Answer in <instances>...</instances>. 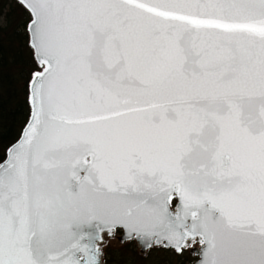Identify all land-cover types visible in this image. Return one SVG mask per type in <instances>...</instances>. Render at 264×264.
I'll use <instances>...</instances> for the list:
<instances>
[{
  "label": "snow or ice",
  "instance_id": "snow-or-ice-1",
  "mask_svg": "<svg viewBox=\"0 0 264 264\" xmlns=\"http://www.w3.org/2000/svg\"><path fill=\"white\" fill-rule=\"evenodd\" d=\"M16 2L0 264H109L114 242L264 264V0Z\"/></svg>",
  "mask_w": 264,
  "mask_h": 264
},
{
  "label": "trees",
  "instance_id": "trees-1",
  "mask_svg": "<svg viewBox=\"0 0 264 264\" xmlns=\"http://www.w3.org/2000/svg\"><path fill=\"white\" fill-rule=\"evenodd\" d=\"M25 13L16 0H0V94L4 98L3 119L0 120V153L20 135L28 118L29 108L25 95V76L29 69L24 48ZM109 264H191L196 258L188 253L176 257L172 253L150 251L147 257L140 255L134 244L122 245L109 250ZM155 252V253H153ZM162 254V259L152 255Z\"/></svg>",
  "mask_w": 264,
  "mask_h": 264
},
{
  "label": "rangeland",
  "instance_id": "rangeland-1",
  "mask_svg": "<svg viewBox=\"0 0 264 264\" xmlns=\"http://www.w3.org/2000/svg\"><path fill=\"white\" fill-rule=\"evenodd\" d=\"M117 245H118V242H114V243H113V246H112L111 249L116 248ZM134 246H135L136 249L139 251V247H138L137 245H135V244H134ZM151 252H152V251H151ZM139 253H140V252H139ZM153 253H155V252H153ZM151 255H152V254H151ZM152 257H154L155 259H162V257H164V255H162V254H155V255H152ZM191 264H192V263H191Z\"/></svg>",
  "mask_w": 264,
  "mask_h": 264
},
{
  "label": "water",
  "instance_id": "water-1",
  "mask_svg": "<svg viewBox=\"0 0 264 264\" xmlns=\"http://www.w3.org/2000/svg\"><path fill=\"white\" fill-rule=\"evenodd\" d=\"M139 252H140V250H139ZM192 264H196V260Z\"/></svg>",
  "mask_w": 264,
  "mask_h": 264
}]
</instances>
